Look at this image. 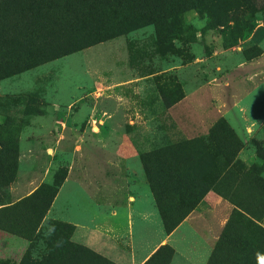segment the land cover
<instances>
[{
    "label": "rangeland",
    "instance_id": "obj_1",
    "mask_svg": "<svg viewBox=\"0 0 264 264\" xmlns=\"http://www.w3.org/2000/svg\"><path fill=\"white\" fill-rule=\"evenodd\" d=\"M230 10L229 5L223 9L222 19L206 11L187 13L178 35L164 43H157L154 26H147L1 80L0 131L7 134L0 140L11 144L6 153L14 152V203L43 185L58 188L70 176L79 193L96 194L105 205L116 175L112 164L122 160L136 205L158 211L146 156L199 133L200 143L177 151L187 156L199 148L217 152L205 177L213 182L225 171L224 157L205 139L220 120L242 144L222 190L235 187L250 168L261 167L264 14ZM124 146L127 151L120 153ZM210 205H217L210 225L220 236L233 206L228 201ZM27 251L14 252V264Z\"/></svg>",
    "mask_w": 264,
    "mask_h": 264
},
{
    "label": "trees",
    "instance_id": "obj_2",
    "mask_svg": "<svg viewBox=\"0 0 264 264\" xmlns=\"http://www.w3.org/2000/svg\"><path fill=\"white\" fill-rule=\"evenodd\" d=\"M227 5L231 6L230 11L241 7L255 15L264 14V0H0V81L147 26H154L157 43H164L178 35L177 29L187 13L206 11L222 19L226 17L222 11ZM6 132L2 130L0 134ZM205 140L211 149L219 146L224 157L225 171L213 182L205 177L214 166L217 152L207 154L199 148L187 156L177 151L183 144L200 143L198 137L146 156L144 168L164 229L171 234L214 191L234 209L208 264H264V228L260 226L264 220L263 150L259 152L261 167L250 168L235 187H226L225 191L222 187L237 166L234 160L242 144L224 120L211 128ZM10 145L1 138L0 191L9 189L14 182V152L6 153ZM163 152L170 154L168 160H151ZM65 180L66 176L58 186ZM59 187L43 185L14 203V225L3 229L30 244L20 264H69L64 255L75 251L95 257L101 264H111L74 244L73 226L44 222Z\"/></svg>",
    "mask_w": 264,
    "mask_h": 264
},
{
    "label": "crops",
    "instance_id": "obj_3",
    "mask_svg": "<svg viewBox=\"0 0 264 264\" xmlns=\"http://www.w3.org/2000/svg\"><path fill=\"white\" fill-rule=\"evenodd\" d=\"M199 136V133L194 134L188 140ZM126 151L124 146L120 153ZM112 165L116 175L110 184L105 205L104 202L100 204L96 194L79 193L81 187L72 185L68 176L44 222L59 221L73 226L72 242L111 264H148L152 259L151 264H208L220 237L210 225L218 212L217 205L213 208L210 201L221 205L226 200L210 191L178 228L168 234L158 211L136 205L138 198L130 191L126 162L119 160ZM116 200L122 204L116 205ZM57 202L58 208L55 210ZM13 209L14 182L9 189L0 191V264H14V252L21 255L30 245L28 241L3 229L14 225ZM56 216L58 219H53ZM210 216L214 218L209 220ZM64 257L70 261L69 264L102 263L95 257L76 251Z\"/></svg>",
    "mask_w": 264,
    "mask_h": 264
}]
</instances>
